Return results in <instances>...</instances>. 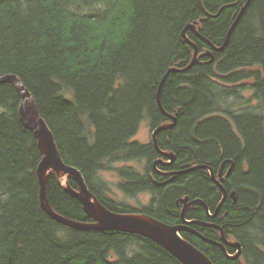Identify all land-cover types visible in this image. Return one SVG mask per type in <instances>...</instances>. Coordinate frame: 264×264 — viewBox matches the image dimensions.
<instances>
[{
	"label": "trees",
	"instance_id": "trees-1",
	"mask_svg": "<svg viewBox=\"0 0 264 264\" xmlns=\"http://www.w3.org/2000/svg\"><path fill=\"white\" fill-rule=\"evenodd\" d=\"M201 1L214 14L234 4L198 24L205 37L221 45L248 0ZM202 17L200 0H0V77L15 74L22 80L64 161L81 170L92 192L113 211L141 212L175 225L182 222L179 200L189 196L204 200L214 213L222 191L209 169L172 180L160 170L206 164L217 174L224 160H233L219 214L210 218L197 203L185 217L220 226L226 238L241 243L245 264H264V0H250L212 63L201 58L166 79L162 105L177 123L158 134V146L175 153L173 165L155 168L161 154L154 142L132 139L142 122L155 129L171 121L160 109L157 91L170 67L192 60L194 48L183 30ZM188 36L199 52L210 48L193 32ZM20 103L12 83L0 84V264H182L141 235L78 230L52 218L40 200L42 153L20 119ZM135 159L146 161L144 171L127 164ZM110 169L125 194L149 193L150 202L137 207L112 197L104 175ZM47 191L58 213L92 220L54 172ZM194 228L208 239L221 238L217 228ZM180 234L215 264H243L199 236Z\"/></svg>",
	"mask_w": 264,
	"mask_h": 264
},
{
	"label": "water",
	"instance_id": "water-1",
	"mask_svg": "<svg viewBox=\"0 0 264 264\" xmlns=\"http://www.w3.org/2000/svg\"><path fill=\"white\" fill-rule=\"evenodd\" d=\"M250 0L243 4L240 12L236 16V19L230 26L227 35L221 45H216L212 41H210L207 37H205L198 29V24L200 22H204L207 20L208 17H217L222 12L224 8L232 7L234 4H226L222 6L217 13H211L204 8L202 1L200 0V4L204 9L206 17L200 18V20L196 22L189 23L185 26L183 30V36L186 42L194 48L193 57L190 63L184 67H180L178 65L172 66L168 69L166 74L164 75L163 79L160 82L158 91H157V101L160 106V109L165 114V116L171 119L170 122H165L160 124L158 127L154 129L152 132V141L155 144L156 149L158 150L159 154L165 156L169 161L165 164L170 165L174 163L176 160V155L174 152L171 151H163L158 146V134L163 131L174 127L177 123V116L174 114H170L165 111L162 105V89L166 79L168 78L169 74L172 72H186L190 70L194 64L199 62L201 58H208L206 61L207 63H212L215 60L214 52H221L223 51L231 38L234 28L236 27L237 23L239 22L240 18L242 17L244 11L246 10ZM193 32L196 36H198L202 41L206 42L210 48H208L204 52H199L197 44L192 41L189 36L188 32ZM12 83L21 97V103L19 106V115L22 123L24 126L33 131L35 137L38 142V147L42 153V159L40 160L37 166V175L40 183V200L43 209L55 220L60 222L61 224L84 231H121L126 233L138 234L143 237L149 238L168 250L176 259H178L182 264H215L212 259L201 249L193 245L191 242L186 240L181 234V231H191L187 226L193 223H197L200 225H209L205 224L202 221H188L185 217L186 212L188 209L200 203L204 206L206 212L208 213L209 217L214 218L216 217L224 201L227 199L228 192L226 187L224 186V182L226 177L231 174V171L234 166V162L231 159L224 160L219 168L218 173L216 174L213 167L206 165V164H195L192 167L175 171V172H168V174H181L187 171H192L195 169H209L211 177L213 181L220 187L222 191V199L217 205V208L213 214L210 213L209 207L206 202L202 199H190L189 196H185L179 200V203L183 204L182 212H181V219L183 223L180 225H172L168 224L164 221H161L151 215L141 213V212H117L109 209L103 202L99 200V198L92 192L89 188L87 181L81 172L74 165H70L64 161L62 153L58 147L55 135L48 125L47 121L42 117L37 102L29 91V89L24 85L22 80L15 74H6L0 77V84L2 83ZM164 159L160 158L154 162V167L157 168L158 164L163 163ZM227 163H231L226 177L223 175L224 167ZM54 172L59 180L60 185L64 188V190L70 194L71 196L75 197L77 200L81 202L83 205L84 212L92 219L91 221H81L69 218L58 213L51 205L49 197H48V179L50 174ZM65 177V182H63V178ZM69 179H73L78 188H74ZM232 198L236 199L235 191L231 192ZM215 228L219 229L221 238L219 241H214L212 239H208L197 232L192 231L195 235L203 238L207 242L217 245L224 251L225 256L228 259H237L240 257L242 252L241 243L237 240L230 241L226 238L223 229L216 225L210 224ZM226 245L232 246L236 248V252L234 254H230L226 247Z\"/></svg>",
	"mask_w": 264,
	"mask_h": 264
},
{
	"label": "rangeland",
	"instance_id": "rangeland-1",
	"mask_svg": "<svg viewBox=\"0 0 264 264\" xmlns=\"http://www.w3.org/2000/svg\"><path fill=\"white\" fill-rule=\"evenodd\" d=\"M152 136V129L150 125L148 124L147 121L142 122L141 125L139 126L137 132L135 133L134 137L132 138L133 140H139L143 143L149 142L151 140ZM125 162L123 163H118V166L124 165ZM145 163L146 161L143 159H135L127 162V164L136 166L139 170L144 171L145 170ZM105 178L109 181L110 186L112 188L113 193H111V196L121 200L125 201L131 205L141 207V205H146L150 202V194L145 193V192H140L136 194L135 196H128L127 194L124 193L122 189H120L117 185L119 177L116 173L115 170L110 169L105 171L104 173Z\"/></svg>",
	"mask_w": 264,
	"mask_h": 264
},
{
	"label": "flooded vegetation",
	"instance_id": "flooded-vegetation-1",
	"mask_svg": "<svg viewBox=\"0 0 264 264\" xmlns=\"http://www.w3.org/2000/svg\"><path fill=\"white\" fill-rule=\"evenodd\" d=\"M152 129V132L154 131V128H151ZM152 139V138H151ZM151 141V140H150ZM165 156H158L157 157V159H160V158H162V159H164V161H169V159H166V158H164ZM166 161V162H167ZM175 162V161H174ZM160 165H165V167H170V166H172L173 165V163L172 164H170V165H167V164H165L164 162L163 163H160V164H158V166H160ZM157 166V167H158ZM229 167H230V165H225V167H224V173H223V175L226 177V173H227V171H228V169H229ZM220 168V167H219ZM161 171V174H163V176H167L168 178H170L171 180H172V178L173 177H175L176 175L175 174H168V172H175V171H178V170H160ZM218 171H219V169H218ZM209 172H210V170H209ZM218 173V172H217ZM170 179L168 180V181H170ZM151 196V195H150ZM150 199H151V197H150ZM200 204V203H199ZM211 213V212H210ZM208 214V213H207ZM211 214H213V213H211ZM211 218V217H210ZM188 221H194L195 219H187ZM202 222H204V223H206V224H213L212 222H209V221H207V222H205V221H202ZM183 223V221L181 222V223H178V224H182ZM178 224H175V225H178ZM195 224H197V223H193V224H190V225H188L187 227L191 230V231H186V230H184V231H181V232H190V233H192V231H194V232H197L198 234H200V235H202L200 232H198L195 228H194V226H195ZM200 225V224H198V226H200V227H202V228H215L214 226H211V225ZM193 235H195L194 233H192ZM197 236V235H196ZM203 236V235H202ZM200 238V237H199ZM200 239H203V238H200ZM204 240V239H203ZM230 240H232V239H230ZM216 241H218V240H216ZM226 245V244H225ZM217 246V245H216ZM227 246H229V245H227ZM229 248H232V249H235V250H237L236 248H234V247H232V246H229ZM240 261L243 263V264H245V261L242 259V257H240Z\"/></svg>",
	"mask_w": 264,
	"mask_h": 264
},
{
	"label": "bare ground",
	"instance_id": "bare-ground-1",
	"mask_svg": "<svg viewBox=\"0 0 264 264\" xmlns=\"http://www.w3.org/2000/svg\"><path fill=\"white\" fill-rule=\"evenodd\" d=\"M63 180V182H65V177L62 179ZM206 224V223H205ZM230 240V239H229ZM214 241H216V240H214ZM219 241V240H218ZM230 241H235V239L234 240H230ZM242 253V252H241Z\"/></svg>",
	"mask_w": 264,
	"mask_h": 264
}]
</instances>
